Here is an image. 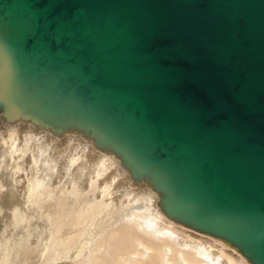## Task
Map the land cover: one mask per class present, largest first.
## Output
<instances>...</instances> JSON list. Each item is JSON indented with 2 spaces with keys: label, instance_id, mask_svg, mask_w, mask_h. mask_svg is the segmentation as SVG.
I'll use <instances>...</instances> for the list:
<instances>
[{
  "label": "water",
  "instance_id": "obj_1",
  "mask_svg": "<svg viewBox=\"0 0 264 264\" xmlns=\"http://www.w3.org/2000/svg\"><path fill=\"white\" fill-rule=\"evenodd\" d=\"M0 117L90 142L264 264V0H0Z\"/></svg>",
  "mask_w": 264,
  "mask_h": 264
},
{
  "label": "bare ground",
  "instance_id": "obj_2",
  "mask_svg": "<svg viewBox=\"0 0 264 264\" xmlns=\"http://www.w3.org/2000/svg\"><path fill=\"white\" fill-rule=\"evenodd\" d=\"M0 128V239H8L13 224L12 232H18L23 218L27 234L11 247L10 263L2 257L3 264H52L72 251L77 255L74 261L88 253L76 264H237L234 259L247 264L218 240L179 226L197 235L185 237L167 227L171 221L155 210L156 195L144 184H133L140 186L133 195L129 190L113 201L130 180L117 160L96 151L90 142L79 136L57 139L22 122L5 123L1 117ZM19 188L25 196L12 206ZM28 216L43 221L38 243L43 234L51 238V245H44L45 255L36 261ZM208 242L221 244L232 256Z\"/></svg>",
  "mask_w": 264,
  "mask_h": 264
},
{
  "label": "rangeland",
  "instance_id": "obj_3",
  "mask_svg": "<svg viewBox=\"0 0 264 264\" xmlns=\"http://www.w3.org/2000/svg\"><path fill=\"white\" fill-rule=\"evenodd\" d=\"M2 132H3V129L2 128H0V133L2 134ZM25 135H23V137H24ZM47 144H50V143H47ZM58 145H60V144H58ZM58 149H62V148H59L58 147ZM113 161V160H112ZM114 162V161H113ZM114 163H116V162H114ZM20 186V185H19ZM131 186V187H130ZM130 189H129V188ZM128 187H127V189L125 188L124 189V187H123V190H122V188L120 189L121 191H123V193L120 195V193L118 192V194L116 195V196H114V198H113V201H117V200H120V199H123L124 198V196H125V194L127 193V192H132L133 190V192H132V195L134 194V192L136 191V190H138L139 188H140V186H134L133 185V183H131V181H130V183L128 184ZM21 188V187H20ZM18 189V196L16 195V194H13L14 195V198H13V200H12V202L10 203L12 206H16V203H14L15 202V199L16 198H18V199H20V198H22L23 196H25V193L24 192H22V189ZM130 190V191H129ZM22 195V196H21ZM20 197V198H19ZM155 210H158V209H156L155 208ZM158 213H160V215H162L163 216V214L158 210ZM30 214V213H29ZM23 217V216H22ZM12 221H14L13 220V218L11 219ZM28 221H30L31 223H33V231H34V233H32L33 235V240H32V242H33V245H34V248H33V251H32V253H33V255H34V261H36V260H38V258L41 256V255H45V250L46 249H44L45 247H44V245L45 244H47V243H49L50 242V245H51V238H50V236H49V233L48 234H43V236H41V240H40V243H38L39 242V240H38V235H40V233L42 232V227H43V221L39 218V220H34V219H32V216H28V219H27ZM40 220H41V222H40ZM20 221H22V220H20ZM22 223V222H21ZM20 223V225L19 226H21V227H19L18 225V232H12V230L14 229V227H13V229L11 228L12 226H14V224L13 225H11V227H9L8 229H10V230H8L9 231V236H8V239L6 240H4V241H2L1 239H0V264H3V262L4 263H10V261L12 260V255H13V245L15 244V243H17V242H19L20 240H19V237H21V236H27V234H26V232H25V228H24V226H25V220H24V218H23V223H24V225H23V223L21 224ZM172 222H170L169 224H168V226L167 227H169V228H172V229H175V230H177V231H179L180 233L182 232V234L185 236V237H187V236H189V235H194V234H191L189 231H186V230H183L182 228H180V227H182V226H180V225H177V224H175V223H172ZM35 224H36V226H35ZM23 225V226H22ZM175 225V226H174ZM172 226H174V227H172ZM180 226V227H179ZM2 227H5L4 225H2ZM181 230H180V229ZM0 229H1V227H0ZM41 231V232H40ZM40 232V233H39ZM195 237H197V235H194ZM0 237H1V233H0ZM200 237V236H199ZM12 241V243H11V241ZM19 240V241H18ZM207 240V239H206ZM204 241V240H203ZM10 242V243H9ZM38 243V244H37ZM207 243V242H206ZM208 243H210V242H208ZM40 244V245H39ZM215 245L216 247L217 246H219V245H221V244H219V243H213V242H211L210 243V245ZM211 245V246H212ZM53 246L55 247V245H54V242H53ZM52 246V247H53ZM222 246V245H221ZM221 246H219L221 249H223L224 250V252H227V254L229 255V256H232L231 254H229L228 253V251H226L227 249H229V250H231L229 247H227V246H225L227 249H225V248H223V247H221ZM12 247V248H11ZM213 247V246H212ZM47 248H49V250H48V252H47V254L48 253H50L51 252V246H48ZM57 249L59 248V246H57L56 247ZM37 250V251H36ZM59 250H60V248H59ZM217 250L215 249L214 250V252H216ZM2 252H3V254H2ZM214 252H213V256H214ZM5 253V254H4ZM36 253V254H35ZM46 254V255H47ZM38 255V256H37ZM87 255H88V253L85 255V256H82L81 258H78V261H74V260H72L73 258H76L77 257V255L75 254V251H74V253H73V251L71 252V255L68 257V258H66V259H64V260H62V261H59V262H53L52 264H76V263H78V262H81V261H84V260H86V258H87ZM2 257H4V259H3V262H2ZM45 258V257H44ZM7 259V261H9V262H5V260ZM36 259V260H35ZM77 259V258H76ZM235 261H236V263L237 264H240L239 263V261L237 260V259H234ZM44 261H45V259H44ZM44 263V262H43ZM46 264H51L49 261L48 262H46Z\"/></svg>",
  "mask_w": 264,
  "mask_h": 264
}]
</instances>
